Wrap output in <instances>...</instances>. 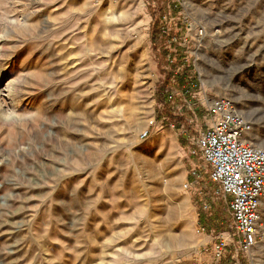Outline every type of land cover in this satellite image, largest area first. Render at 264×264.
Here are the masks:
<instances>
[{
    "label": "rangeland",
    "instance_id": "obj_1",
    "mask_svg": "<svg viewBox=\"0 0 264 264\" xmlns=\"http://www.w3.org/2000/svg\"><path fill=\"white\" fill-rule=\"evenodd\" d=\"M218 96L264 149V0H0V264H264L192 175Z\"/></svg>",
    "mask_w": 264,
    "mask_h": 264
},
{
    "label": "built area",
    "instance_id": "obj_2",
    "mask_svg": "<svg viewBox=\"0 0 264 264\" xmlns=\"http://www.w3.org/2000/svg\"><path fill=\"white\" fill-rule=\"evenodd\" d=\"M167 21L164 16L160 22V34L164 37L171 35ZM172 56L169 54L167 58L171 60ZM204 105L211 123L194 139L191 152L201 160L203 170L194 169L192 175L200 178L203 173L209 174L217 187L216 195L224 199L231 214L238 251L247 254L263 236L264 149L254 144L253 125L233 100L218 96L209 98ZM201 230L205 232L204 227ZM229 246L226 240L218 241L210 250L213 264H221Z\"/></svg>",
    "mask_w": 264,
    "mask_h": 264
},
{
    "label": "trees",
    "instance_id": "obj_3",
    "mask_svg": "<svg viewBox=\"0 0 264 264\" xmlns=\"http://www.w3.org/2000/svg\"><path fill=\"white\" fill-rule=\"evenodd\" d=\"M155 32H156V39H158V36H159V32H160V26L158 25V26H156V29H155ZM168 54H167V52H166V56H167ZM185 84V82L184 81H181V86H183ZM162 103L163 104H167L168 103V101H169V99L166 97V96H164V98L162 99Z\"/></svg>",
    "mask_w": 264,
    "mask_h": 264
},
{
    "label": "bare ground",
    "instance_id": "obj_4",
    "mask_svg": "<svg viewBox=\"0 0 264 264\" xmlns=\"http://www.w3.org/2000/svg\"><path fill=\"white\" fill-rule=\"evenodd\" d=\"M252 136H254V135H252ZM253 141H254V140H253ZM254 144L258 147V143L255 142Z\"/></svg>",
    "mask_w": 264,
    "mask_h": 264
}]
</instances>
